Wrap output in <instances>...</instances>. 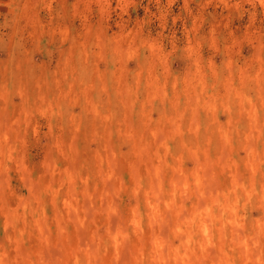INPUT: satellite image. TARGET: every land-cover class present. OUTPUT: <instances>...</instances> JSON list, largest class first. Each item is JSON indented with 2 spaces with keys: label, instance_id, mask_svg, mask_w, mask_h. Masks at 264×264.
I'll return each mask as SVG.
<instances>
[{
  "label": "rangeland",
  "instance_id": "obj_1",
  "mask_svg": "<svg viewBox=\"0 0 264 264\" xmlns=\"http://www.w3.org/2000/svg\"><path fill=\"white\" fill-rule=\"evenodd\" d=\"M0 264H264V0H0Z\"/></svg>",
  "mask_w": 264,
  "mask_h": 264
},
{
  "label": "crops",
  "instance_id": "obj_2",
  "mask_svg": "<svg viewBox=\"0 0 264 264\" xmlns=\"http://www.w3.org/2000/svg\"><path fill=\"white\" fill-rule=\"evenodd\" d=\"M37 225H42V223L41 222H37ZM81 232H83V230H78L77 229V234H79V233H81ZM82 234V233H81ZM78 241H80V237H78V239H77Z\"/></svg>",
  "mask_w": 264,
  "mask_h": 264
}]
</instances>
